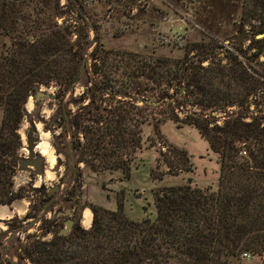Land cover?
Segmentation results:
<instances>
[{
    "label": "trees",
    "instance_id": "1",
    "mask_svg": "<svg viewBox=\"0 0 264 264\" xmlns=\"http://www.w3.org/2000/svg\"><path fill=\"white\" fill-rule=\"evenodd\" d=\"M205 1L193 0L192 16H184L200 28L199 39L125 48L107 47L100 39L97 6L123 24L116 32L122 35L137 23L121 16L154 27L167 15V3L146 10L138 0H0V204L26 196L23 187L13 189L22 145L16 129L30 116L27 99L42 85L57 86L61 132L56 138L63 137L65 151L58 142L54 146L69 160L73 153L78 176L83 168L128 175L144 144L157 142L191 170L188 152L171 144L168 148L163 141L161 126L168 120L194 125L219 164L216 187L199 186L189 178L155 192L154 217L129 218L120 197L117 209L80 205V210H92L89 228L78 217L68 233L60 234L54 221L42 220V232L28 235L23 246L22 255L31 264H242L247 260L243 252L264 251V109H247L249 95L263 90L259 97L264 96V36H254L264 32V0H230L238 13L231 34L222 33L219 19L202 14ZM169 28L180 38L186 35L177 25ZM246 39L255 51L243 60L239 52H246ZM164 47L167 53L157 50ZM176 50L181 53L173 54ZM88 55L89 67L76 80ZM251 60L261 67L259 73ZM82 79L86 95L75 102L74 112L64 113L66 95ZM260 98L256 103L262 104ZM233 105L245 109L227 111ZM214 111L225 113L221 123ZM148 126L151 131L144 135ZM178 165L160 150L151 176L173 174ZM40 211V206L33 213L28 210L22 220ZM7 263L0 254V264Z\"/></svg>",
    "mask_w": 264,
    "mask_h": 264
},
{
    "label": "rangeland",
    "instance_id": "2",
    "mask_svg": "<svg viewBox=\"0 0 264 264\" xmlns=\"http://www.w3.org/2000/svg\"><path fill=\"white\" fill-rule=\"evenodd\" d=\"M145 2L144 9L150 10L156 7L161 1H164L169 5L166 7L165 13L167 15L162 21L158 22L156 26H145L139 20L133 18L123 17L122 21H130L132 24L137 23V27L132 26L128 33L116 34L117 28H119L121 22L114 20L116 17L110 18L107 13H104V9L97 6L98 22H101V28L99 34L101 40L104 41L107 47H128L136 48L135 45L141 46L147 43L149 46L160 43L162 41L167 42L177 41L179 43L184 42L186 39H199L201 37L200 28L196 27L193 23L187 22L184 16H192L193 12V0H138ZM95 3V2H92ZM99 3V2H98ZM160 5V4H159ZM191 8V9H190ZM201 12L208 17L220 20L222 25L220 26L223 31L231 34L232 23L235 16L238 14L236 6L232 4L230 0H209L201 3ZM128 11V10H127ZM136 11V8L130 10L129 16ZM235 15V16H234ZM183 16V17H181ZM254 23V22H252ZM179 26V30L185 32L186 35L180 36L175 34L176 32L169 27ZM245 29L249 30L250 26H245ZM249 30V34H250ZM116 35V36H115ZM118 35V36H117ZM221 35V34H220ZM259 35V36H257ZM94 32H91V38H93ZM255 38L264 36V32L254 34ZM163 37V38H162ZM226 38V37H224ZM251 38V36H250ZM95 44L92 43V45ZM139 44V45H138ZM251 39H246L242 43V50L246 52H239V57L243 60L248 59L250 53L255 51L252 46ZM223 51H227L230 42L228 39L223 41ZM140 49V47L138 48ZM159 52L167 53V48H158ZM91 51V47L88 50V54ZM181 51L176 50L173 54H180ZM225 52H222L224 54ZM263 58V56H262ZM227 60V58L225 59ZM90 56L83 60L81 66V75L89 67ZM251 68L256 69V73H259L261 67L257 64L256 60H251ZM42 89H45L53 94L57 91L55 84L48 86L42 85ZM51 89V91L49 90ZM84 80L78 82L73 90L66 95V102L63 104L64 113H72L76 110L75 104L81 97L86 95L84 93ZM263 93V90H259L256 94L249 95L251 101L247 109H264V96L259 97ZM263 99V108L259 107V103H256V99ZM29 103L31 106L29 107ZM30 116L24 118L16 129V133L19 134L22 145L17 150L18 156H28V138L37 142L36 152L45 156V173L37 175L34 173L33 168L29 171L23 167L17 166L16 172L12 177L13 189L18 190L24 188L23 193L26 195L23 198H17L12 201L11 204H0V254L8 259L10 263L7 264H31L28 259L24 258L23 246L28 241V235L41 233L42 220L49 219L54 221L55 228H62L65 226V220L69 217L68 214H59V211H65L67 208H72L74 215L73 218H78L81 225L84 228H89L92 222L93 213L89 207L79 209L82 204H94L97 206L117 209L119 206V199H124V212L126 215L134 220L142 219L144 216L149 215L154 217L156 214L155 208V192L162 189L165 186L178 185L185 183L191 179V182L199 186L212 185L216 187L218 183L219 164L217 161V155L210 149L207 140L200 134L199 130L190 124H183L177 126L173 121L168 120L161 126L162 138L166 144H171L179 150L185 149L190 156L192 165L189 170L188 164H182V158L176 155L175 152L167 150V146L160 145L157 142L152 147H145L141 152L137 154L138 159L131 167L128 175H125L121 171H104V172H92L88 168H83L82 174L78 176L75 169L71 166V161L68 159L65 152L57 153L54 142L60 143V146L65 151L62 138H56L61 132V127H57L56 121H59L58 114L61 109L55 98H41L36 99L34 95H31L25 104ZM227 111H236L237 109H245L237 105H233L227 108ZM224 112L214 111L212 115L219 118L221 123L224 118ZM182 116V114H181ZM57 117V120L55 119ZM2 118V111L0 110V121ZM32 119V121L30 120ZM151 131V127H145L144 135H147ZM39 144L45 145L46 153H42ZM168 148H172V146ZM160 150L166 153L168 158H171L179 165L175 167L173 174L165 173L162 178L154 179L151 176V169L155 165L156 157L159 156ZM70 161V162H69ZM70 164V165H69ZM67 165H69L67 167ZM80 167H85L83 163L79 164ZM166 165L162 162L160 170H164ZM180 168H183L181 170ZM188 168V169H187ZM56 184H61L60 190H56L53 194L57 193L56 199L48 204L45 210L43 207L48 203L47 193L50 187ZM30 188H37L42 190L31 191ZM46 194V196H45ZM47 199V200H46ZM76 202L73 204V202ZM41 207V211L38 214L41 215V219L35 223H31L35 218H29L22 220L28 210L35 212L37 207ZM88 212V219H86V213ZM37 217V216H36ZM86 224H84V223ZM90 224V225H89ZM88 225V226H87ZM53 234L47 233L44 238H50ZM242 264H261L258 259L243 260Z\"/></svg>",
    "mask_w": 264,
    "mask_h": 264
},
{
    "label": "water",
    "instance_id": "3",
    "mask_svg": "<svg viewBox=\"0 0 264 264\" xmlns=\"http://www.w3.org/2000/svg\"><path fill=\"white\" fill-rule=\"evenodd\" d=\"M257 36H259V35H257ZM83 65H84V63L81 66H83ZM81 68H80V72L76 76V80H78V78L81 75ZM35 97L37 99L54 98V94L45 90V89H42L40 87L36 91ZM36 146H37V142L33 141L31 138H28L29 155L28 156H20L19 161H18V165L20 167H23L25 170H28V171L31 168H33V171L35 174L41 175V174H44L46 171V169H45L46 158L43 154L36 152ZM70 160H71V166L73 168H76V162H75V158H74V155L72 152H70ZM60 188H61V184H56L55 186L50 187L49 194H53L56 190H59ZM55 198H56V195H53L48 200V203L43 207V210H45L46 207L48 206V204L52 203L55 200ZM72 212H73L72 208H67L65 211H59V214L71 215ZM40 219H41V215L35 217L31 223H35V222L39 221ZM73 224H74V219L69 216L65 220V226L60 229V234L68 233L71 230Z\"/></svg>",
    "mask_w": 264,
    "mask_h": 264
},
{
    "label": "built area",
    "instance_id": "4",
    "mask_svg": "<svg viewBox=\"0 0 264 264\" xmlns=\"http://www.w3.org/2000/svg\"><path fill=\"white\" fill-rule=\"evenodd\" d=\"M242 257L245 258V259H258V261L261 263V264H264V251L263 252H260V253H253V252H248V251H245L242 253Z\"/></svg>",
    "mask_w": 264,
    "mask_h": 264
},
{
    "label": "flooded vegetation",
    "instance_id": "5",
    "mask_svg": "<svg viewBox=\"0 0 264 264\" xmlns=\"http://www.w3.org/2000/svg\"><path fill=\"white\" fill-rule=\"evenodd\" d=\"M228 42H230V40L228 39ZM228 48L230 49V47L228 46ZM227 52V51H226ZM262 56H263V58H262ZM264 59V54H261V56H260V60H263ZM251 70V69H250ZM262 79H264V77H262ZM258 94H260V93H258ZM259 107L260 108H263V105L260 103L259 104ZM60 190V189H59ZM41 192H42V190H41ZM44 192V191H43ZM42 192V193H43ZM47 195L51 198L53 195H56V197H57V193L56 194H49V191H48V193H47ZM49 198V199H50ZM48 199V200H49ZM56 199V198H55ZM73 210V209H72ZM73 215H74V212H72V214L71 215H69L70 217H72L73 218ZM42 218V217H41ZM74 219V218H73ZM74 222H75V219H74Z\"/></svg>",
    "mask_w": 264,
    "mask_h": 264
},
{
    "label": "bare ground",
    "instance_id": "6",
    "mask_svg": "<svg viewBox=\"0 0 264 264\" xmlns=\"http://www.w3.org/2000/svg\"><path fill=\"white\" fill-rule=\"evenodd\" d=\"M38 147L40 148V150L42 151V153H46L45 151V145L44 144H39ZM86 215V219H88V212L85 214Z\"/></svg>",
    "mask_w": 264,
    "mask_h": 264
},
{
    "label": "clouds",
    "instance_id": "7",
    "mask_svg": "<svg viewBox=\"0 0 264 264\" xmlns=\"http://www.w3.org/2000/svg\"><path fill=\"white\" fill-rule=\"evenodd\" d=\"M51 91V89H49ZM31 106V103H29V107Z\"/></svg>",
    "mask_w": 264,
    "mask_h": 264
},
{
    "label": "crops",
    "instance_id": "8",
    "mask_svg": "<svg viewBox=\"0 0 264 264\" xmlns=\"http://www.w3.org/2000/svg\"><path fill=\"white\" fill-rule=\"evenodd\" d=\"M84 223V222H83ZM85 224V223H84ZM86 225V224H85ZM90 225V224H89ZM88 226V225H87Z\"/></svg>",
    "mask_w": 264,
    "mask_h": 264
}]
</instances>
